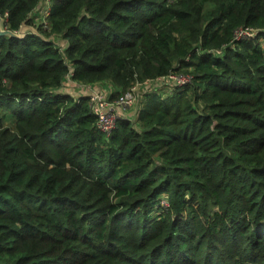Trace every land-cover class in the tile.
<instances>
[{"label":"trees","instance_id":"obj_1","mask_svg":"<svg viewBox=\"0 0 264 264\" xmlns=\"http://www.w3.org/2000/svg\"><path fill=\"white\" fill-rule=\"evenodd\" d=\"M0 17L28 27L0 37V264H264V0H0ZM158 81L109 135L69 92Z\"/></svg>","mask_w":264,"mask_h":264},{"label":"built area","instance_id":"obj_2","mask_svg":"<svg viewBox=\"0 0 264 264\" xmlns=\"http://www.w3.org/2000/svg\"><path fill=\"white\" fill-rule=\"evenodd\" d=\"M240 37H253V34H249L246 31H238L235 32V38L239 39ZM176 79V81L172 82V84H181L184 83L185 79L182 77H171ZM152 84V85H151ZM146 83L145 86V90L146 87H155L156 85H163L162 81H158L155 83ZM165 84V83H164ZM138 87V85L134 86L128 93L124 94L123 96L119 97L118 99L115 100H109V94H102L100 93V91H94L95 93L93 94H89V104L92 107V111L93 113L96 115L97 117V128L98 130H100L103 133H106L107 135L110 134L111 129H114L115 123L118 119H120L119 116H117L116 114H111L110 112L114 109V108H118V107H128L125 108L129 109L134 105V101L137 98V96H139L138 92H136L135 88ZM144 90V91H145ZM133 95V98L131 99H127L124 100V97L126 95ZM132 105V106H131ZM130 106V107H129ZM136 107V106H134Z\"/></svg>","mask_w":264,"mask_h":264},{"label":"rangeland","instance_id":"obj_3","mask_svg":"<svg viewBox=\"0 0 264 264\" xmlns=\"http://www.w3.org/2000/svg\"><path fill=\"white\" fill-rule=\"evenodd\" d=\"M0 26L3 29V22H1V25ZM20 32H22V31H20ZM172 86L175 87V86H178V84H172ZM81 87H85V90L83 91V93H81V91H82L81 90ZM165 87L166 86L163 87V85H156L155 87L153 86V88L152 87H146V90H145V88L143 86V87H137V88H135V90H136V92H138V94H140L142 92V90L143 91L144 90L145 91H150V90H152L154 88L155 89L162 88V91L169 92V90L168 89H165ZM69 89H70L69 92L72 93V94H74L76 98L78 96H80L81 94H90L91 95V94L95 93L94 91H97V90H99L100 93L103 94V92H104V94L107 95L109 92H111L113 90V88L111 86H102V85L99 86L97 84H95V85H81L80 87H73V86L70 85L69 86ZM131 98H133V95L132 94L126 95L124 97V100L131 99ZM125 108H128V107H118V108H114L110 113L112 115L113 114H116L117 116L121 117V116H124L125 114H132L133 112L137 111V108L134 107V106H132L131 108L126 109V110H125ZM9 121H10V117L7 116L5 118V123L6 124L9 123Z\"/></svg>","mask_w":264,"mask_h":264},{"label":"water","instance_id":"obj_4","mask_svg":"<svg viewBox=\"0 0 264 264\" xmlns=\"http://www.w3.org/2000/svg\"><path fill=\"white\" fill-rule=\"evenodd\" d=\"M1 22H2V19L0 17V25H1ZM20 31H22V29L19 30L17 33H15V32H11L9 30L2 29L1 26H0V37L8 36V37H13V38H20L21 36H23V33L20 32Z\"/></svg>","mask_w":264,"mask_h":264},{"label":"bare ground","instance_id":"obj_5","mask_svg":"<svg viewBox=\"0 0 264 264\" xmlns=\"http://www.w3.org/2000/svg\"><path fill=\"white\" fill-rule=\"evenodd\" d=\"M2 22H3V20H2ZM25 27H27V26H25ZM25 31H26V29L25 30H23V36H21L20 38H16V39H22L23 37H24V35H25ZM137 100H138V96H137V98L135 99V101H134V105L133 106H136V104H137ZM120 118H125V119H128V117H125V116H121ZM132 119V117L130 118V120ZM112 132V129H111V131H110V133ZM103 133V132H102ZM104 134H106V133H104ZM107 135V134H106Z\"/></svg>","mask_w":264,"mask_h":264},{"label":"crops","instance_id":"obj_6","mask_svg":"<svg viewBox=\"0 0 264 264\" xmlns=\"http://www.w3.org/2000/svg\"><path fill=\"white\" fill-rule=\"evenodd\" d=\"M21 29H22V32H23V30L28 29V27H25V26H24V27H22ZM124 116H125V117H128V116H130V114H125Z\"/></svg>","mask_w":264,"mask_h":264}]
</instances>
